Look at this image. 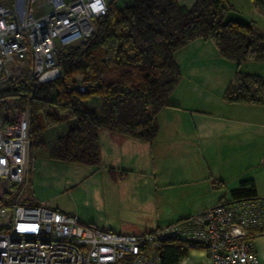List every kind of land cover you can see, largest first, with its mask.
Here are the masks:
<instances>
[{
  "label": "trees",
  "instance_id": "trees-1",
  "mask_svg": "<svg viewBox=\"0 0 264 264\" xmlns=\"http://www.w3.org/2000/svg\"><path fill=\"white\" fill-rule=\"evenodd\" d=\"M264 14V0H254ZM227 0H194L191 7L177 0H130L111 4L95 19V32L65 50L60 75L39 82L19 79L0 90L3 106L28 110L30 148L49 147L53 161L98 167L99 133L106 132L150 145L159 134L158 114L171 104L181 73L174 54L194 40L211 41L221 58L236 65L223 100L235 104H263L264 78L244 74L238 67L264 60V36L251 24L225 21ZM77 77L79 80H77ZM80 84L85 91L80 92ZM96 98L98 108L85 104ZM55 137L46 141L45 132ZM232 200L257 197L252 180L239 182ZM200 247L174 240L158 247L159 264H179L188 249Z\"/></svg>",
  "mask_w": 264,
  "mask_h": 264
},
{
  "label": "built area",
  "instance_id": "built-area-1",
  "mask_svg": "<svg viewBox=\"0 0 264 264\" xmlns=\"http://www.w3.org/2000/svg\"><path fill=\"white\" fill-rule=\"evenodd\" d=\"M114 1L0 3V88L59 70L65 50L89 38L95 19ZM29 150L28 110L3 126L0 119V180L15 193L27 185ZM263 235L264 197L220 201L142 234L114 233L52 208L0 201V264H159L158 247L170 240L200 247L210 264H259L253 244Z\"/></svg>",
  "mask_w": 264,
  "mask_h": 264
},
{
  "label": "crops",
  "instance_id": "crops-1",
  "mask_svg": "<svg viewBox=\"0 0 264 264\" xmlns=\"http://www.w3.org/2000/svg\"><path fill=\"white\" fill-rule=\"evenodd\" d=\"M195 43L209 44L198 39L183 49ZM190 67L180 71L170 99L175 107L158 114L157 140L147 145L101 131L99 166L68 191L82 189L84 203L52 209L98 229L142 234L231 201L230 192L243 180H252L256 196L264 197V103H228L223 93L233 79L214 75L212 83ZM31 173L29 166L27 179ZM253 245L264 264V235ZM179 264L210 263L198 248L188 249Z\"/></svg>",
  "mask_w": 264,
  "mask_h": 264
},
{
  "label": "rangeland",
  "instance_id": "rangeland-1",
  "mask_svg": "<svg viewBox=\"0 0 264 264\" xmlns=\"http://www.w3.org/2000/svg\"><path fill=\"white\" fill-rule=\"evenodd\" d=\"M177 1L180 5L188 8L191 7L194 2V0ZM0 3H9V0H0ZM129 3L130 0L114 1V4L117 6ZM227 3L230 10L226 13L225 21L231 20L243 24H251L261 35L264 36V14L259 5L251 0H227ZM203 42L209 44L198 47L195 43L188 49H183V47L176 51L175 62L180 71L184 72L191 66L190 68L197 69L195 75L208 80L211 79L212 83H214V75H223L226 77L227 81L233 79L237 70L236 65L221 58L215 45L211 41ZM217 58H220L223 61H220ZM238 71L244 74L257 75L264 78V60L260 62L244 63L238 67ZM59 72L60 71L56 69L47 75L40 77L38 81L44 82L53 80L58 76ZM77 80H79L78 77ZM3 89L4 88H0V90ZM195 94H198L196 90ZM175 101L178 102V99L175 98ZM85 104L94 109H97L99 106L98 101L94 97L87 100ZM186 104L190 105L191 103L188 102ZM186 104L184 103L183 105ZM15 105L16 100L8 98L3 106L4 116L13 121H15L21 113L19 109H15ZM199 106L200 105L198 104L196 107ZM50 137L51 136L47 131L45 133L46 141H51L52 139ZM48 154L49 147L41 149L30 148L28 153L29 165L32 172L31 178L30 176L28 178L30 180L27 179V185L21 189L19 193H15L9 183L0 180V201L8 199L10 202L46 208L60 206L63 207L62 209L66 210H68L69 207L72 208L71 206H75L76 204L77 207H80L81 203H84V200L79 196L82 193V189L78 188L75 193H71V187L86 178V176L92 172L93 167L52 161L49 159ZM89 182L90 183H87L85 187L88 188L93 183V181ZM70 189L71 192L69 193L68 191H70ZM89 196L91 197V195H88L86 202H89Z\"/></svg>",
  "mask_w": 264,
  "mask_h": 264
}]
</instances>
